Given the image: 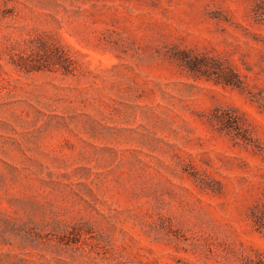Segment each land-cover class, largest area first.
<instances>
[{"label":"rangeland","instance_id":"rangeland-1","mask_svg":"<svg viewBox=\"0 0 264 264\" xmlns=\"http://www.w3.org/2000/svg\"><path fill=\"white\" fill-rule=\"evenodd\" d=\"M264 0H0V264H264Z\"/></svg>","mask_w":264,"mask_h":264},{"label":"trees","instance_id":"trees-1","mask_svg":"<svg viewBox=\"0 0 264 264\" xmlns=\"http://www.w3.org/2000/svg\"><path fill=\"white\" fill-rule=\"evenodd\" d=\"M255 223L257 225V228L264 229V220L258 217L256 218Z\"/></svg>","mask_w":264,"mask_h":264}]
</instances>
